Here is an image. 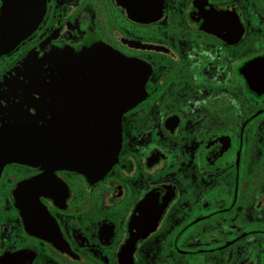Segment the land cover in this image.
<instances>
[{"label": "flooded vegetation", "instance_id": "obj_1", "mask_svg": "<svg viewBox=\"0 0 264 264\" xmlns=\"http://www.w3.org/2000/svg\"><path fill=\"white\" fill-rule=\"evenodd\" d=\"M33 46L138 62L100 177L0 170V264H264V0H45Z\"/></svg>", "mask_w": 264, "mask_h": 264}, {"label": "water", "instance_id": "obj_2", "mask_svg": "<svg viewBox=\"0 0 264 264\" xmlns=\"http://www.w3.org/2000/svg\"><path fill=\"white\" fill-rule=\"evenodd\" d=\"M45 9V0H0V60L33 35ZM141 70L103 46H33L0 77V170L21 162L104 175L120 150L121 115L143 93Z\"/></svg>", "mask_w": 264, "mask_h": 264}]
</instances>
